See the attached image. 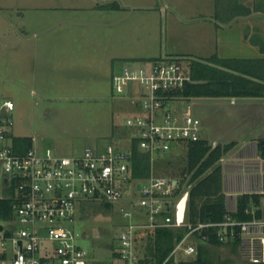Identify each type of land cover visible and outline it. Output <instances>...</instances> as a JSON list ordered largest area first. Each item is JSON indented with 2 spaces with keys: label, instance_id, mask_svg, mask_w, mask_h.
I'll return each instance as SVG.
<instances>
[{
  "label": "rangeland",
  "instance_id": "obj_1",
  "mask_svg": "<svg viewBox=\"0 0 264 264\" xmlns=\"http://www.w3.org/2000/svg\"><path fill=\"white\" fill-rule=\"evenodd\" d=\"M115 1L121 8L102 7L100 10H110L92 13L94 9L90 10L89 6L95 3L94 0L33 2L58 7L49 10L24 9L20 0H0V102H14L16 110L12 135L32 138V147L39 153L50 150L59 157L73 156L83 153L87 148L98 150L109 144L128 149L131 145V129L127 121L138 110L129 93H117L114 89L113 74L123 66L145 65L142 60H130V43L134 47L131 53L135 54L140 45L148 42L155 45L157 36V44H161L163 51L171 20L169 10L164 7L166 3H172L176 15L190 19L189 15L195 11L193 7L198 0H111L110 3ZM130 5L152 8L134 10ZM86 6L87 9L80 8ZM36 18L44 21L48 19L49 23H53L48 36L60 41L55 40L52 48L64 50L68 58H73L74 53L70 51H76L81 63L74 67L68 65L64 69L56 65L50 72L38 74L31 84L22 85L21 75L17 72L24 71L25 66L23 60L20 59L21 63L15 61L16 54L29 48L27 46L35 41L31 36V28H34ZM96 22H111L112 36H102L101 33L98 36L100 27ZM130 24L135 28L130 27ZM152 25L154 27L150 31ZM24 27L30 31L28 40L19 35ZM133 29H136L134 35ZM188 61L185 63L188 64ZM236 101L237 104L233 105L230 97L193 98L180 104V111L191 108L197 117L213 121L214 124L202 133L211 140L220 136L223 141H250L256 135V129H259L253 119L257 120L259 114L264 117V112L257 103L252 104L240 97ZM246 118L249 120L243 122ZM245 123L252 125L247 127L243 125ZM187 152V145H173L170 152L158 156L156 173L178 180L184 178ZM228 157V161L233 160L232 154ZM134 190V197L139 198L137 189ZM8 196L10 193L3 191L0 186V199ZM131 206V202L126 200L114 203L111 209L96 205L88 206L82 215L78 213L74 228L79 234V245L87 252L89 264L115 263L114 253L120 246L119 236L130 222L123 216L121 209L131 210ZM144 231L137 233V251L141 256L147 247V234ZM7 245L11 246V243L7 242ZM207 248L210 264H252L246 260L240 246L224 244L208 245ZM196 256L190 258L180 255L174 262L165 264H197L191 261Z\"/></svg>",
  "mask_w": 264,
  "mask_h": 264
},
{
  "label": "built area",
  "instance_id": "obj_2",
  "mask_svg": "<svg viewBox=\"0 0 264 264\" xmlns=\"http://www.w3.org/2000/svg\"><path fill=\"white\" fill-rule=\"evenodd\" d=\"M189 82L188 64L179 58L164 57L142 67L123 66L113 74L114 89L129 93L138 110L127 121L130 139L151 155L152 173L143 181L132 177L131 145L123 149L109 144L65 157L50 150L39 153L33 147L22 150L16 143L20 137L12 135L16 106L11 100L0 102V186L10 193L2 199L14 201L11 218L0 219V264H89L74 228L82 204L126 200L131 202V210L121 211L130 222L119 236L113 264H152L138 254L137 233L183 227L186 234L165 263L180 255L194 257L199 242L216 235L224 244L240 240L246 260L264 264V217L237 220L232 216L236 208L227 206L221 222L188 223L190 188L184 187L176 196L180 181L155 171L158 156L170 152L173 145L202 139L200 118L191 108L180 111V104L188 99L179 92ZM135 188L139 198L134 197Z\"/></svg>",
  "mask_w": 264,
  "mask_h": 264
},
{
  "label": "crops",
  "instance_id": "obj_3",
  "mask_svg": "<svg viewBox=\"0 0 264 264\" xmlns=\"http://www.w3.org/2000/svg\"><path fill=\"white\" fill-rule=\"evenodd\" d=\"M94 1L95 6L94 4L89 6L90 10L94 9L92 13H102V11L110 10H100L102 8L100 5L102 4H117L116 1L110 3L111 0ZM33 2H38V0H20V4L24 6V9L49 10L58 8L53 5H46L47 3L40 4ZM164 7L169 10L171 18L169 23V36H166L167 44L165 48L161 51V44H159V42L157 44V36H155V45H150L149 42L140 45L139 49L136 48L135 54L131 53L134 47L130 43V60L149 62L164 57H174L183 60L188 58V60L194 59L208 62V59L217 56L220 59H255L263 61L264 63V0H198L193 7L195 11L189 15L190 19L188 17H179L176 15L172 3H166ZM80 8L87 9L88 7ZM119 8H121L120 5L114 9ZM130 8L134 10L140 8L143 10H150L152 7H132L130 5ZM131 23L133 24V22ZM95 24L100 27L99 31H97L98 36L100 33L102 36H112L111 22H96ZM132 24H130V27L135 28ZM153 27L154 25L151 26L150 31ZM106 28L108 29L106 30ZM31 29L33 31L31 36L35 41H32V43L27 46L29 48H24L22 51L18 52L15 59V61L18 60L19 63H21L20 59L23 60L25 66L24 71L19 72V70V73L17 72V74L21 75L20 83H22V85L31 84L38 74H46L50 72V69L53 70V67H56V65L59 66L58 68L63 67L64 69L68 65L69 67H74V65L81 63L79 60L80 58H77L78 54H76V51H70V53H74L71 59L67 57L68 55H66L64 50L58 51L52 48L53 42L55 40L60 41V39L57 40L53 36H48L49 32L53 29V23H49L48 19L46 21L39 19L35 20L34 28ZM29 32L30 31L24 27L21 32L19 31V35H21L24 40H28L30 37ZM135 32L136 29H133V35ZM65 40L64 38V41ZM58 58L60 60H58ZM209 64L221 68L220 65L213 63ZM16 77L18 76L16 75ZM254 80L262 83L264 82L256 78ZM230 98L231 104H237V97ZM244 99L250 101V103L253 102L252 104H259L264 112V97H245ZM233 100H235V103H233ZM200 120L202 121V139L207 140L211 145L213 143L223 145L232 142L237 143V145L224 156L223 162L221 163L224 167V171L227 172L224 173L227 206L231 209H235L237 197L245 192L264 194V157L258 147L259 141H262L264 145V117L262 114L258 115L257 120L253 119L255 121L254 123L258 124H255L256 128L257 126L259 127V129H256V135H253L250 141L242 142L238 139H227L223 141L220 136H215L214 139L211 140L209 136H203L202 133L204 129L214 123H212L213 121L211 120L208 122V120L204 118H200ZM247 120H249V118L244 119L243 122ZM250 121H252V119ZM243 125L250 127L252 124L245 123ZM231 154L233 160L228 161V155ZM237 154L238 156L236 157ZM227 179H229L228 183ZM255 209L256 208H254V211ZM260 209L262 210V217H264V196L261 200Z\"/></svg>",
  "mask_w": 264,
  "mask_h": 264
},
{
  "label": "trees",
  "instance_id": "obj_4",
  "mask_svg": "<svg viewBox=\"0 0 264 264\" xmlns=\"http://www.w3.org/2000/svg\"><path fill=\"white\" fill-rule=\"evenodd\" d=\"M102 7L114 9L118 5L113 3ZM185 61H188V59ZM207 61L220 65L221 68L208 62L189 59L188 67L192 82L187 83L183 90L179 92V95L188 100L217 97H264V82L254 80L256 78L264 81L263 61L255 59H220L217 56ZM16 143L22 146V150H26L32 147L33 140L30 137H20L16 140ZM236 145V142H232L227 145L218 144L215 148H212V145L205 139L187 145V167L183 169L184 178L179 180L181 186L175 195H179L184 187L190 188L186 214L188 223L196 224L200 221L221 222L225 219L228 210L224 182L225 171L221 159ZM258 147L264 157L262 141H259ZM130 151L133 179L137 181L148 179L152 173L151 155L139 148L137 140L131 141ZM188 175L190 177L186 180ZM263 196L262 193L249 192L239 195L236 201V210L232 213L233 218L241 221L262 218L263 214L260 207ZM13 202L12 198L0 199L1 220L6 221L11 218ZM96 205L106 209H111L113 206L110 203L87 201L81 206V215L88 206L93 207ZM254 208H256L255 211ZM186 231L185 227L145 230L147 247H145L144 255H140L143 261L152 264H164L174 250L176 243L184 237ZM143 236L141 237L144 238ZM240 243V240H237L228 244L237 247ZM208 245L221 246L224 243L220 242L216 235H212L208 242L200 241L196 259L191 261L197 264H210ZM174 261L175 258L171 257L168 263Z\"/></svg>",
  "mask_w": 264,
  "mask_h": 264
},
{
  "label": "water",
  "instance_id": "obj_5",
  "mask_svg": "<svg viewBox=\"0 0 264 264\" xmlns=\"http://www.w3.org/2000/svg\"><path fill=\"white\" fill-rule=\"evenodd\" d=\"M139 188H140V186H139Z\"/></svg>",
  "mask_w": 264,
  "mask_h": 264
}]
</instances>
